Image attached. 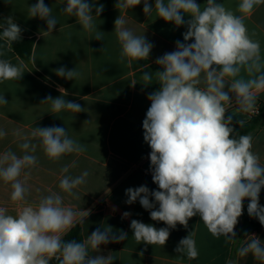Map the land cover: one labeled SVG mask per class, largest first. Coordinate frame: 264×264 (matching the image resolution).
Returning <instances> with one entry per match:
<instances>
[{"label": "clouds", "instance_id": "clouds-1", "mask_svg": "<svg viewBox=\"0 0 264 264\" xmlns=\"http://www.w3.org/2000/svg\"><path fill=\"white\" fill-rule=\"evenodd\" d=\"M142 0H117L115 7L120 10L132 9ZM264 0H240L236 15L217 0H206L201 9L195 0H155L154 8L159 18L171 22L176 27L187 24L183 33L184 42L176 41L175 50L165 53L155 61L162 70L155 72L160 88L148 95L150 107L142 122L144 141L149 145L150 171L152 181L158 190H149L146 185L128 188L126 203L139 200L141 206L150 210L153 221H162L167 227L157 229L151 224L131 220L130 227L135 240L147 245L164 246L170 236V229L177 224L187 228L188 221L199 216L208 231L219 238L221 235L235 242V227L243 214V201L247 198V213L264 226V206L259 203L261 189L264 188V166L259 155L252 151L251 134L241 135L233 126V117L225 116L226 104L234 99L239 110L245 113L255 111L258 94L264 92V60L260 43L252 39L244 23ZM143 12L150 15L153 6L143 0ZM95 9V16L92 10ZM103 4L95 0H66L61 10L75 17L85 31L96 30L94 17H99ZM188 14L191 19L184 20ZM30 18L38 17L46 21L45 35L51 34L57 25L52 16V8L44 0L28 6ZM125 21L119 16L114 21L115 32L121 44L120 59L131 64L133 60H147L153 48L145 36H136L123 27ZM0 39L8 49L22 39V29L8 16L0 23ZM96 40L103 39V33L96 30ZM194 41L188 43V41ZM3 56V52H0ZM246 72L245 79L241 72ZM58 77L75 80L79 77L76 69L60 67L54 70ZM23 64H13L0 59V82L19 81L24 74ZM142 78L152 80V74L144 71ZM230 78L231 82H227ZM204 84L201 88L199 85ZM227 85V90L226 89ZM61 96L45 97L41 104L51 102L52 113L70 111L80 113L84 108L75 101L64 99L67 92L59 88ZM8 100L0 94V105ZM236 123L244 126L243 120ZM6 133L0 131V137ZM19 135V133H17ZM31 136L39 138L45 155L53 161L72 153H82V144L68 136L63 127H37ZM24 155L17 156L12 151L0 155V179L11 183L12 201L24 200L27 188L19 179L25 168L35 167L38 159L36 145L27 140L20 145ZM68 172V167L61 169ZM89 173L72 178L64 176L59 188L69 195L73 189L86 182ZM27 174H25V179ZM154 198V202L149 197ZM158 205V208L156 207ZM90 211H74L64 206L63 197L52 193L42 197L36 207L25 206L15 216L6 214L0 208V264H49L56 256L60 264H113L111 257L89 256V248L99 251L101 245L120 243L127 233L113 232L111 226L95 229L86 241H65L63 237L77 222ZM130 213H123V218ZM78 218L79 221H78ZM239 256L251 253L257 260L264 261V244L252 239L239 248ZM176 252L189 259L198 255L192 232L182 238ZM59 254V255H57ZM143 255V252L140 253ZM227 264H235L228 260Z\"/></svg>", "mask_w": 264, "mask_h": 264}, {"label": "crops", "instance_id": "crops-1", "mask_svg": "<svg viewBox=\"0 0 264 264\" xmlns=\"http://www.w3.org/2000/svg\"><path fill=\"white\" fill-rule=\"evenodd\" d=\"M37 2L0 0V23L8 16L14 17L15 23L23 30L22 38L34 42L30 63L27 64L0 39V52H3L0 59L10 60L17 65L22 63L25 72L19 81L0 82V94L8 100L6 105H0V131L6 133L0 137V155L7 151L17 156L24 155L20 145L27 140L36 145L35 152L29 154L38 159L35 167L25 168L19 177L27 188L24 200L12 201L11 183L0 179V208L6 209V214L15 216L21 208L36 207L42 197L57 193L63 197L64 206L78 212L90 211L88 217H83V223L77 222L63 239L77 226L81 230L82 242L95 229L103 231L107 226H111L115 233L123 231L128 234L120 243L101 245L99 251L89 248L90 257H111L113 264H227L228 260H234L235 264H264V261L257 260L251 253L238 255L237 250L252 239L259 238L264 244V226H254L247 222V218L259 222L257 218L248 215L247 198L243 201V214L234 229L235 242L223 235L214 237L198 215L188 221L187 228L177 224L175 229H170V236L164 246L143 242L138 244L130 227L133 219L151 224L157 229L167 227L162 221H153L150 210L144 209L139 200L132 204L126 203L128 197L125 190L141 185H146L150 191L158 190L152 181L149 159L151 149L144 141L142 122L150 107L148 95L160 88L155 72L162 69L155 61L165 53L174 51L176 41L184 42L183 33L187 31V24L176 27L159 18L154 8L155 0H148L153 6L150 15L143 12V0L140 5L127 10L117 9V0H95L97 5L104 6L100 16L93 19L96 30L103 33V39L96 40V30L85 31L75 17L61 11L66 0H44L45 5L52 8V16L57 20L53 32L45 35L46 21L28 15V6ZM88 2L91 4L92 0ZM195 2L201 9L206 6V0ZM217 2L236 15H242L237 10L240 0ZM92 15L95 16L94 8ZM182 15L185 21L191 19L188 14ZM119 16L125 21L124 28L136 36H145L153 44L147 60H133L131 64L127 59L121 61V44L114 26ZM244 23L252 39L259 41L264 60V4L257 5L250 15L245 16ZM60 67L76 69L80 75L75 80L58 77L54 70ZM144 71L152 74L150 82L143 80ZM241 75L248 78L243 70ZM226 81L231 82L230 78H226ZM199 87L205 85L202 83ZM59 88L67 92L64 99L79 103L84 111L52 113L50 101L41 104L49 95L53 98L61 96ZM230 95H233V100L225 105V116H232L233 123L237 120L247 123L256 116L255 111H240L234 94ZM263 105L264 92H261L258 94L256 109L262 110ZM52 126L65 128L68 136L82 144L85 151L66 154L58 161L50 160L39 138L32 137L31 133L34 128ZM252 137V151L259 155L260 164L264 166V125ZM65 166L68 167L66 173L61 171ZM84 171L89 175L84 184L73 189L75 195H69L59 188V182L64 176L75 178ZM149 199L154 202L151 196ZM259 203L264 206V188L261 189ZM125 212L130 213V216L123 218ZM191 232L198 252L195 259L176 252L179 241ZM49 264H60V260L53 256Z\"/></svg>", "mask_w": 264, "mask_h": 264}, {"label": "trees", "instance_id": "trees-1", "mask_svg": "<svg viewBox=\"0 0 264 264\" xmlns=\"http://www.w3.org/2000/svg\"><path fill=\"white\" fill-rule=\"evenodd\" d=\"M0 32L2 30L0 29ZM33 40L22 38L21 40L14 42L11 48L16 52V54L24 60L27 64L30 63V58L33 49ZM264 105L261 110V115L253 116L252 119L244 123L243 127H240L237 123H233L235 130L241 134H251L252 136L264 125ZM247 222L251 225H259V222L253 221L250 218H247ZM65 241L75 240L77 242H82L81 230L77 226L68 234V236L64 239ZM234 261V260H233Z\"/></svg>", "mask_w": 264, "mask_h": 264}, {"label": "built area", "instance_id": "built-area-1", "mask_svg": "<svg viewBox=\"0 0 264 264\" xmlns=\"http://www.w3.org/2000/svg\"><path fill=\"white\" fill-rule=\"evenodd\" d=\"M261 113V109L260 108H257L254 112L255 115H260Z\"/></svg>", "mask_w": 264, "mask_h": 264}]
</instances>
